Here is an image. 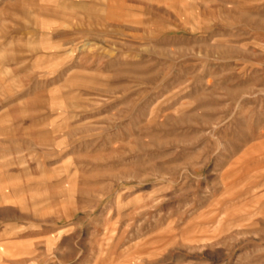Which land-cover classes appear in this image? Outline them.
<instances>
[{"label":"rangeland","instance_id":"1","mask_svg":"<svg viewBox=\"0 0 264 264\" xmlns=\"http://www.w3.org/2000/svg\"><path fill=\"white\" fill-rule=\"evenodd\" d=\"M119 7L115 63L0 80V264H264V0Z\"/></svg>","mask_w":264,"mask_h":264},{"label":"crops","instance_id":"2","mask_svg":"<svg viewBox=\"0 0 264 264\" xmlns=\"http://www.w3.org/2000/svg\"><path fill=\"white\" fill-rule=\"evenodd\" d=\"M120 9L119 0H0V80L49 82L55 72L69 73L73 60L98 67L115 63ZM97 24L103 31L96 29ZM93 25L94 30L87 31ZM81 32L83 37L76 36ZM15 103L13 99L9 108L0 110L13 129L18 126ZM2 128L0 144L8 146L12 140L5 138ZM2 153L0 149V159H10L8 168L16 170V154Z\"/></svg>","mask_w":264,"mask_h":264}]
</instances>
